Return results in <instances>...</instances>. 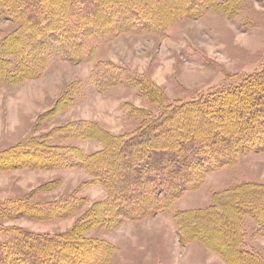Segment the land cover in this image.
<instances>
[{"label": "rangeland", "instance_id": "rangeland-1", "mask_svg": "<svg viewBox=\"0 0 264 264\" xmlns=\"http://www.w3.org/2000/svg\"><path fill=\"white\" fill-rule=\"evenodd\" d=\"M17 26L0 11V47ZM112 34L94 38L92 57L82 61L40 51L44 61L32 64V73L17 71V58L0 50V57L7 60L5 65L0 62L2 240L13 234L10 229L14 227L57 237L62 246L55 247L74 257L72 264H93L100 251L106 256L104 264H228L227 253L220 246L214 248L219 241L217 233V238L212 236L214 227L187 226L186 219L199 208L208 210L217 199L216 192L246 182L264 183V147L238 152L233 162L207 171L198 189L183 191L169 208L134 219H119L112 213L108 190L96 182L93 169L82 166L79 160L83 153H98L112 140L134 133L150 115L223 85L239 83L264 68V0H216L205 11L174 22L164 35ZM111 70L120 74L117 80L110 76L94 84L93 77ZM8 97L15 99L17 111L30 108L28 115H21L22 123L14 133L4 130L12 114ZM250 99L256 100L254 96ZM186 107L169 110L155 132L145 138L164 134L168 143L187 131L212 136L215 125L223 128L227 119L239 126L250 106L236 112V107L228 105L220 113ZM197 112L199 116L193 117ZM255 124L251 123L252 128ZM260 136L264 140V132ZM40 143L44 150L62 151L58 165L45 164L43 156L21 151ZM64 153L74 164H66ZM169 156H153L154 168L156 160L165 161ZM106 160L113 161L124 180L132 174L131 159ZM23 201L42 205L72 202L75 207H67L73 208L69 213L62 210L41 217L37 212L5 214ZM76 226L93 248H78L76 253L66 250L63 243L78 237ZM219 226L224 231V224ZM257 227L255 220L246 216L240 239L264 257V232ZM194 229L202 239L191 232ZM105 243L114 249L107 250L102 245ZM43 257L46 262L48 255Z\"/></svg>", "mask_w": 264, "mask_h": 264}, {"label": "trees", "instance_id": "trees-1", "mask_svg": "<svg viewBox=\"0 0 264 264\" xmlns=\"http://www.w3.org/2000/svg\"><path fill=\"white\" fill-rule=\"evenodd\" d=\"M215 3L216 0H0V11L18 24L6 37L0 50L17 58V71L32 73V64L44 61V58L41 59L42 55L39 56L40 51L46 52V55L54 54L82 61L92 57L94 38L111 33L115 36L122 32L164 35L177 20L199 14ZM2 60L0 57V62ZM4 62L7 60H3L5 65ZM0 68L1 78L2 65ZM120 70L122 74L123 70ZM119 75L115 70H111V73L105 71L92 80L98 85L106 77L112 76L113 80H117ZM253 96L256 98L254 102L249 100ZM228 105L236 107V112L250 106L246 116L239 119V126L227 119L223 128L215 125L212 136L204 135V132L187 131L176 140H168V143L164 134L159 136L155 133L152 138H145L160 124L167 112L174 108L195 106L200 108L198 112L213 110L220 113ZM169 110L150 115L134 133L112 140L106 149L98 153H83L79 160L82 166L93 169L98 180L96 182L108 190L112 213L119 219L139 218L151 215L159 208H169L183 191L198 189L207 171L233 162L240 151L264 147V140L260 136L264 132V68L244 77L239 83L223 85L189 102L172 106ZM198 112L192 116H199ZM251 123H256L257 126L252 128ZM27 146L21 151L43 156L45 164H59L58 158L62 151L53 152L52 148L44 150L42 143L33 146V149L29 148L30 145ZM161 153H168L170 156L165 161L156 160L154 168L153 156ZM64 154L66 164H74L73 158ZM117 157L132 161V174L125 180L123 173L114 169L113 161L106 160ZM122 179L124 181L120 182ZM216 194L217 199L207 206L208 210L199 208L193 215H188L187 226L214 227L212 236L217 233L219 239L214 248L220 246L227 253L228 264H264V257L240 239L244 235L242 227L246 216L255 220L257 230L264 232V183L246 182ZM67 207L74 208L75 205L72 202L42 205L23 201L8 209L5 214L10 216L37 212L36 216L41 217L54 215L62 210L68 213L73 210ZM179 215L182 216L181 213ZM226 218L228 222L225 221ZM220 223L224 224V231L220 228ZM75 229L78 235L75 236L76 242H64L66 250L76 253L78 248H93L92 242L82 236V229L80 232L77 226ZM10 231L13 234L6 240H2L0 233V264H72L74 261V257L68 255V252L55 247L62 246L57 237L32 234L15 227ZM191 232L199 234L197 229ZM199 238L202 239L201 235ZM38 242L44 245H38ZM93 243L100 247L96 242ZM102 245L109 251L114 249L113 245ZM30 250L32 255H29ZM49 251L50 254L47 253ZM44 255H48V262L43 261ZM95 257L93 264H104L106 261H103L106 256L101 255V251Z\"/></svg>", "mask_w": 264, "mask_h": 264}, {"label": "clouds", "instance_id": "clouds-1", "mask_svg": "<svg viewBox=\"0 0 264 264\" xmlns=\"http://www.w3.org/2000/svg\"><path fill=\"white\" fill-rule=\"evenodd\" d=\"M7 107L11 111V115L7 120L5 131L7 132H15L16 129L21 125V115H28L30 113V108H24L22 112L17 111L16 101L13 97H8L7 99Z\"/></svg>", "mask_w": 264, "mask_h": 264}]
</instances>
